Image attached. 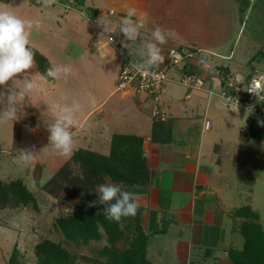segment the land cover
I'll return each mask as SVG.
<instances>
[{"label": "rangeland", "instance_id": "374dc122", "mask_svg": "<svg viewBox=\"0 0 264 264\" xmlns=\"http://www.w3.org/2000/svg\"><path fill=\"white\" fill-rule=\"evenodd\" d=\"M134 3L135 1L129 0V6H132ZM183 3L184 0L179 1V5ZM150 4H152V6H158L155 0L153 3L151 0ZM172 4L173 0H162V4L158 8L167 9V7H171ZM0 5L11 10L25 20H39V30L37 31L35 27L30 30L32 46L39 52L50 54L52 65H69L72 68V73L66 79L62 78L55 82H50L47 79V82L42 85V91L31 94L25 98L23 103L16 106V119L21 121L18 127L23 128V130L21 132L19 130L17 135L13 138L10 135V137L8 136L5 140L0 141V180L6 182L16 179L15 177L24 178L26 183L38 196L41 205V210H35L32 206L0 210V264H6L8 262L10 254L15 246H17L19 256L24 263H34L36 261L34 247L44 238H50L54 241L61 242L71 253L77 254L79 256L78 264H89V262L86 259H82L81 256L93 258L100 257L99 249L104 245L105 241H93L88 245L71 241L64 236L55 224L56 218L59 215L70 213L74 210L79 198V193L72 191V189H67L64 193L60 194V196L54 197L45 192L42 186L61 166L71 159V156L76 150L85 148L104 153V150L107 149L110 144L109 136L111 133L132 131L133 128L131 126L129 128L127 127L131 118L123 114L124 110L122 107L119 106L118 108V106H116V102L120 101L119 98L122 93L120 90H115V93L101 106L102 112H105L102 115L103 120L99 125L100 129L97 131V128L93 125L96 122L99 123L101 120L100 111L97 106L112 90L117 89L119 78L118 70L115 69V72L108 73V71H104L102 65L98 66L96 63H83L81 70L74 67L78 63L79 66L81 65V62L74 61L75 58H79L81 55L90 52L91 47L97 49V47L101 45L102 41L98 42L97 38L103 41H109L108 37L112 35L119 41H122V36L114 34V32H109L110 35L108 36L106 34L105 36V33H107V30H110V28H106L105 32L101 28V23L98 21L93 23L76 12L74 8H78L79 6L74 2L71 3L74 8L72 7L67 11L65 6L60 3V0H57V3L50 7H45L42 2L39 3L33 0L0 1ZM190 5L189 3L187 6H179L182 11L185 10L184 7H190L189 13L187 11L184 13L185 25L187 26L185 30H187L189 35L182 38H177L178 36L171 38L172 41H180L183 43V45L178 46L175 42L174 45L176 47L199 49V45L203 44L206 48L215 49L224 55L229 54L231 50L234 49L236 55L231 62L236 64V67L240 70L239 72H237V70L235 73L227 76V72H223L221 69H215L216 63L210 61L211 59L209 60L210 65H208V70L216 75L214 78H218L219 80L220 78H227L232 82V86L240 84L238 81H243V79H245L244 84H247L248 80L253 77L256 72H264V57L262 55L254 59V65H252V61H250L257 53L262 52V50L264 51V0H194L193 5ZM181 15L184 16L182 13ZM167 16L166 14V18ZM168 26L169 24H167V27ZM163 30L165 31V28H163ZM166 30L171 34L174 32L171 29ZM147 35H149L148 30L143 32L140 39L135 41L140 43L142 50H145L142 40ZM193 39H195L197 45L191 43ZM108 43L106 51L112 54V56L115 55L116 58H119V63L121 55L114 48V46L117 48L116 44ZM201 55L205 57L209 56V58L214 57L216 61L217 59L221 60L217 55H208L204 52H202ZM65 58H68V60L73 58V63L65 62ZM222 60L224 61L225 59ZM136 61L138 63L141 62V60ZM188 64H190V62H188ZM35 65L37 64L34 59V67L28 70L27 73L19 74L17 78L23 79L24 75L36 74L37 79H39V72L41 71H39L38 66L35 67ZM169 73L170 76L173 77V80L168 81L166 84L165 105L168 110L169 119H172L173 122L174 119L176 120L177 118H181L183 121L187 120V122L192 120V127L188 131H184L187 136H190V138H193V141L196 142V140L199 141V139L205 135L206 142L211 144L207 145L206 148H209L211 151H213V148L215 149V144L218 145V148H221L226 142L230 145L237 143V146L241 142L245 143L244 134L236 138V130L242 129V127L234 120V118L239 117L238 114H240V111L246 114L245 111L239 110V113L238 110L233 111L226 101L224 102L227 107L223 106L220 109L218 108L221 115L214 114L213 110L209 111V109L207 110L206 108L208 98L212 104L215 103V100L219 101V96L221 97L220 91H213L212 95H209L211 97L204 96L205 99L202 107L195 113L190 112V114L187 115L185 109L181 117H175L177 113L172 110L169 103L173 102L175 99L182 103L180 108L186 107L184 105L188 104L189 100L192 101V99L185 98L186 93L191 90L176 80L183 74V69L172 66ZM222 75L224 76L222 77ZM18 79L15 81V87L20 86L21 82ZM209 79L212 80L211 77ZM12 86L13 81L11 80L8 82L7 86L0 85V110L7 107V99L3 102L1 98L3 95H8V89ZM193 93V99H195L197 92ZM131 98L132 97L129 96L128 99ZM73 100H79L82 104L81 111L77 113L80 129L79 131H75V128L72 129L74 139L73 151L70 155L63 156L54 152L49 145V133L46 125L48 121L51 122L54 120L55 114L60 106L71 104ZM150 103L151 101H145V107L149 115L151 114ZM26 105H33L31 110L35 112V115H31L32 113L28 110ZM218 109L216 111H219ZM89 112L90 114L88 115ZM86 115H88V117L84 120ZM231 115L234 116L232 117ZM123 116H125L127 120L121 122ZM260 117L264 119V115ZM206 118L210 120V125H212L207 131L204 130ZM249 118H252V115H249L245 121L249 122ZM149 119L150 117L144 122L146 128ZM32 121H35V124ZM32 127L36 128L35 132L31 131ZM91 128L93 131H91ZM102 128L104 132L107 133L108 142L106 145H99L101 149H103L99 150V146L96 145L93 140H95L98 135L102 134ZM246 128H248V126H244L242 130H246ZM0 129L3 130L4 128L0 127ZM6 131L5 133H7ZM238 131L241 130H237V133H239ZM183 133L177 132L176 134L180 135ZM85 136H87V138ZM90 141H92V145L89 144ZM190 141L192 142V140ZM247 143H252V141L250 140ZM262 144L264 145V142ZM220 148L219 150H222ZM250 148L244 147V151L241 152V159L246 161L250 171H253L255 178L249 180L245 177L243 171H240L237 166L238 151H236L233 156L234 164H232L234 168H227L228 171L233 169L234 172L232 176L228 175L227 178H221L220 185L227 187H234L236 185L235 188L238 187V192L243 193L241 200H238V203L235 204L236 207L251 204L253 208L258 210L261 214V221L264 224V170L258 164H249L250 159L248 160V158L250 155ZM23 150L31 152L32 156L30 159H21L20 152ZM74 169H78V166L74 167ZM232 180L236 181L237 184ZM251 185L253 187V192L251 193V198L247 199L249 195L247 191ZM243 218L246 219L247 216L243 215ZM224 221V226L227 227V234H229L232 224L231 219L225 217ZM171 237L173 239L172 235ZM171 237H168V240H171ZM149 243L151 246L148 244L146 248L147 254L154 257V254H157V252L153 249L152 242ZM156 245L158 246L157 243ZM158 247H161V245ZM159 255H161V259L158 260L157 264H178L175 261L168 260L162 248H160Z\"/></svg>", "mask_w": 264, "mask_h": 264}, {"label": "crops", "instance_id": "0c3cea01", "mask_svg": "<svg viewBox=\"0 0 264 264\" xmlns=\"http://www.w3.org/2000/svg\"><path fill=\"white\" fill-rule=\"evenodd\" d=\"M133 1H135V3L132 6H129V0H85L83 5H80L78 8L74 9L76 12L80 13L83 17H86L93 23H96L97 21L99 23L101 22L102 27H100L103 29V31L106 32L105 29L110 28V30H107L108 32L105 33V36L106 34L109 36V32H114V34L121 35L122 41H119L118 39L117 40L121 43L127 55L129 57L132 55L131 58L135 62H137L136 60L142 61L145 59V50L141 49L139 42H135L136 40L140 39L141 34L147 30L148 34H150L153 28L157 25L162 29L165 28L164 32L166 34L167 41L166 43L159 45L161 48V54L165 57L164 62L158 65L162 66L169 61V47L171 45L175 46L174 43L176 41H172L171 38L177 36V38H182L186 35H189L187 30H185L187 26L185 25L186 22L184 20V13L185 11L189 13L190 7H184L185 10L182 11L179 6H187L189 3L191 4L190 6H192L194 0H184V3L181 5H179L180 0H173V4L171 7L168 6L167 9L158 8L162 4V0H155L158 6H152V4H150L151 0ZM153 2L154 0H152V3ZM128 7H135L138 10V17L143 19L145 22V29H142L140 34L133 41L125 40L123 33H120L121 20L124 18L126 14V8ZM181 13L184 16H182ZM166 14L168 15L167 18ZM133 19H136V17ZM167 24H169L168 27ZM166 29H171L174 32L171 34ZM97 41H102L101 45L97 47V49L91 47L90 52H87L85 55H81L79 58H75L74 61L81 62V65L79 66L78 63L74 67H76L78 70H81L83 63H96L98 66L102 65L104 71H108V73L115 72V69H117L119 76L122 68L123 54L114 46L115 50H117V52H119L121 55V60L118 63L119 58H116L115 55L112 56V54L106 51L109 41H103L100 38H97ZM191 43L197 45L195 39L191 40ZM124 44H127V48L124 47ZM176 44L178 46L183 45V43L180 41L176 42ZM199 46L200 47L198 50L200 51V56L198 58L192 59L190 64L187 66L188 69L184 68L183 72H192L207 76L208 82L202 90H191L186 93L185 98L192 99V101L189 100L188 104L184 105L186 107L180 108L182 103L175 99L173 102L169 103V106L172 108V110L177 113V116L175 115V117H181L185 109L187 111V115H189L190 112L195 113L202 107L204 103L203 101L205 99L204 96L211 97L209 95L212 94H210L209 90L220 91L221 78L220 80L218 78H214L216 77V75H214L215 73H211L208 70L210 61L218 64H215V69H221V71L227 72V76L235 73L237 70V72L240 71L236 67V64L231 62V60H233L236 55L234 53V49H232L229 54L224 55L215 49L212 50L206 48L203 44ZM202 52L207 53L208 55H217L221 60L217 59L216 61L214 60V57L209 58V56H202ZM42 54H44L51 63V55L45 53ZM65 59V62L73 63V58L69 60L68 58ZM222 59L225 60L223 61ZM251 64L254 65L253 60ZM35 67H37V65H35ZM39 74L40 76L41 74L44 75L42 72H39ZM224 75H222V77ZM210 77L212 80L209 79ZM47 79L50 82L56 81L49 78ZM115 90L118 91V89L112 90L97 106L101 116L99 123L96 122L93 124L97 128V131L100 129L99 125L103 120L102 115L105 112H102L101 106L108 98H110V96L115 93ZM193 92H197L196 98L194 97L195 99H193ZM129 96L132 98L128 99ZM1 99L3 102H5L7 96L3 95ZM208 99L206 106L207 110H213L214 114L221 115L219 109L226 105L224 100L219 96V101L215 100L214 102L216 104H212ZM119 100L120 101L116 102V106H118V108L119 106L122 107L124 110L123 114H126L131 118V121L129 120V125L127 127L129 128L131 126L133 129L131 132L121 131L111 133L109 136L110 144L107 149L104 150L105 152H97L109 154L111 149V139L115 133L135 134L144 138V154L147 158V162L151 171L150 182L145 185L134 186L118 185L112 181H108V183L118 185L124 191L137 194L139 205L143 210L142 223L145 229L151 232L152 236L150 242H152L153 249L157 252V254H154V257H151L148 254V258L153 264H157L158 260L161 259V255L159 254L160 248H162L164 249L167 259L170 261H175L178 264H234L229 256V250L231 248L241 249L245 242V239L243 238L244 236L240 231V224L243 218L234 214L236 209L242 207V205L236 207L235 204L238 203V200H241L243 193L238 192V187L235 188L236 185L234 187H227L220 185V181L221 178H227L228 175L232 176V173L234 172L233 169L228 171L227 168H234L232 164H234L233 156L236 151H238L237 166L240 171H243L245 177L250 180V176L247 175L249 166H247L246 161H244L245 164L242 166L239 165L242 156L241 152L244 151V147H252L249 150L250 155L248 160L250 159L253 164L260 165L264 170V145L262 144L264 139L257 140L250 134L249 122L245 121V114L240 111V114H238L239 117L234 118V120L238 122L242 129L244 126H248V128H246V130L237 129L241 130L238 131L239 133H237L236 130V138H239L241 134L242 136L243 134L245 136V143L241 142L238 146L237 143L230 145L228 142H226V144H224L221 148L219 147L222 150H219L217 147L218 145L215 144V149L213 148V151H211L209 148H206L207 145L211 144L206 142L205 135L201 137L199 141L196 140L195 142L193 141V138H190V136L185 134L186 132L184 131H188L192 127V120L187 122V120L183 121L181 118H177L176 120L174 119L173 136L171 141L165 143L155 142L152 140L154 119L151 114H148L145 107V101L150 100H145L143 98L135 97L131 94H125L123 92L121 93ZM32 106L26 105L28 110L32 113L31 115H35V112H32L31 110ZM217 109L219 111H216ZM89 114L90 112L88 115ZM88 115L84 117V120L87 119ZM231 116L233 117L234 115ZM148 117H150V119L146 128V124H144V122H146ZM125 118L126 117L123 116L121 122L126 121L127 119ZM205 120L209 119L206 118ZM32 122L35 124V121ZM19 123H21V121H18L17 119L0 123V127L4 128L3 130L0 129V141L5 140V138H8V136L10 137V135L12 138L15 137L19 130L21 132L23 128L18 127ZM211 126L212 125H210L209 128L204 126V130L207 131L211 128ZM75 129V131H79L80 126ZM5 131L7 133H5ZM31 131L35 132L36 128L32 127ZM91 131H93L92 128ZM177 132L184 133L177 135ZM102 134L98 135V137L93 140V142H95V144L98 146L103 144L106 145L108 142L107 133L104 132L103 128ZM85 137L87 138V136ZM190 140H192V142ZM250 140L252 143H247ZM89 144L92 145V141H90ZM100 146L98 149L103 150ZM252 175L253 176L251 179L253 180L255 175L254 173H252ZM233 182L237 184L236 181ZM252 192L253 187L251 185L247 191V193H249L247 199L251 198ZM247 205H250L252 209L255 210L251 204ZM225 217L231 219L232 222V227L230 226L231 230L229 234H227V227L224 226ZM171 235L173 236V239ZM168 237H171V240H168ZM156 243L158 246L161 245V247H158Z\"/></svg>", "mask_w": 264, "mask_h": 264}, {"label": "trees", "instance_id": "16d2710c", "mask_svg": "<svg viewBox=\"0 0 264 264\" xmlns=\"http://www.w3.org/2000/svg\"><path fill=\"white\" fill-rule=\"evenodd\" d=\"M33 1L41 3V0ZM84 1L74 0V3L80 6ZM33 52L39 70L45 74L46 69L51 66L49 59L34 47ZM260 55L264 57L263 50L250 61H254ZM187 66L186 64L184 68L188 69ZM224 80L225 78L223 83ZM261 105L258 106L264 111ZM258 117L261 118L252 116L249 120V131L255 139L262 140L264 126L258 125ZM172 136V119L154 120L153 141L165 143L171 141ZM143 142L144 138L139 135L115 133L111 139L109 154L80 148L42 186L45 192L54 197L60 196L67 189L79 193L74 210L59 215L55 224L71 241L86 245L93 241H105L99 249L100 257L81 256L89 264H153L146 249L152 234L142 223V207L139 206L135 216L122 217L121 221L117 222L109 220L103 214L105 205L88 206L91 201L98 199L96 190L100 184L112 181L118 185L134 186L150 182L151 171L144 154ZM244 161L241 159L239 165L245 164ZM250 164L253 162L250 161ZM76 166L78 169H74ZM252 173L249 169L247 175L250 176V180ZM29 206L41 210L38 196L23 178L18 177L6 182L0 180V210ZM234 214L242 218L245 215L247 218H243L240 224V231L245 238L244 246L241 249L229 250L232 262L264 264V225L259 212L253 210L250 205H245L236 209ZM34 250L36 261L32 264H78L77 254L71 253L61 242L50 238L39 241ZM6 264H26L21 260L17 246L14 247Z\"/></svg>", "mask_w": 264, "mask_h": 264}, {"label": "clouds", "instance_id": "9594fccd", "mask_svg": "<svg viewBox=\"0 0 264 264\" xmlns=\"http://www.w3.org/2000/svg\"><path fill=\"white\" fill-rule=\"evenodd\" d=\"M45 7L57 3V0H41ZM136 17V19H133ZM101 23V22H100ZM102 24V23H101ZM104 25V24H103ZM38 31L40 21L25 20L16 15L11 10L0 5V85L7 86L13 81V86L8 89L7 107L0 111V123L15 120L17 115V105L23 103L26 97L35 92L42 91L43 83L47 78L54 80L66 79L71 73L69 65H52L46 69L44 75L37 79L35 75H24L23 79H18L19 74L27 73L34 67V52L30 40L33 28ZM145 29V22L138 17V10L135 7L126 8V14L121 20L120 33H123L125 40L133 41ZM167 37L160 26H155L153 30L143 40L145 49V59L135 65L137 71L143 73L145 70L164 62L165 57L161 54L159 45L166 43ZM123 43V42H122ZM127 48V44H124ZM20 80V86L15 87V81ZM244 90L257 98V102H264V76H253L252 80L244 84ZM238 91L240 88L237 89ZM239 99L234 102L233 111L238 109ZM82 109L79 100H73L71 104H64L58 108L55 118L47 122L49 133L48 141L54 152L59 155L68 156L73 151L74 139L72 129L79 127L77 113ZM255 110V104L246 107L245 119ZM257 123L264 126V119L257 118ZM21 159L28 160L32 154L28 150L20 152ZM98 199L91 201L89 207L97 204L105 205L103 214L109 220L121 221L122 217L135 216L139 209V202L136 193L124 191L118 185L104 183L100 184L96 190Z\"/></svg>", "mask_w": 264, "mask_h": 264}, {"label": "built area", "instance_id": "2783aa9c", "mask_svg": "<svg viewBox=\"0 0 264 264\" xmlns=\"http://www.w3.org/2000/svg\"><path fill=\"white\" fill-rule=\"evenodd\" d=\"M72 2H74V0H60V3L65 6L66 11L73 7L71 5ZM108 40L110 43L116 44L117 48L123 54L122 68L118 78L117 89L125 94H131L135 97L150 100L151 115L153 119L162 121L167 120L169 115L164 98L165 86L168 81L173 80V77L170 76L169 70L172 66H177L183 69L188 62L200 56V51L194 48L173 46L168 50L169 61L167 63L162 66H154L141 73L137 71L135 67V65L139 63L135 62L127 55L121 43L112 35L108 37ZM254 76H264V72H256ZM252 78L253 77H251L247 83H249ZM223 79L224 78H221L220 95L223 97L222 99L228 103L230 108L233 109L234 102L239 99V110L245 111L249 104L254 103L255 110L251 115H264V111H261L258 106L259 104H262V109H264L263 102H257V98L245 91L244 86L241 83L232 86L230 80L225 78L223 83ZM176 80L184 84L190 90H202L208 82L206 76L192 72H183L181 77ZM243 82L245 83L244 80ZM238 88H240L239 91L237 90ZM209 92L210 94L213 93L212 90H209ZM210 124V120H205L204 126L206 128H209Z\"/></svg>", "mask_w": 264, "mask_h": 264}]
</instances>
